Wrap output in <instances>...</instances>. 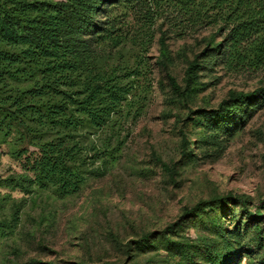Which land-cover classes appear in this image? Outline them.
I'll list each match as a JSON object with an SVG mask.
<instances>
[{
    "label": "trees",
    "instance_id": "16d2710c",
    "mask_svg": "<svg viewBox=\"0 0 264 264\" xmlns=\"http://www.w3.org/2000/svg\"><path fill=\"white\" fill-rule=\"evenodd\" d=\"M206 28L212 32L188 62L182 87L169 68L167 35ZM156 32V64L178 96L198 89L207 56L228 71L264 69V0H0V146L11 144L10 155L22 157L24 169L15 178L0 177V187L23 194L0 192V207L8 204L12 210L10 218L0 220L1 234L13 231L28 195H73L92 172L116 160L123 123L140 116L146 103L152 83L146 52ZM262 93L263 88L231 90L217 109L201 110L194 121L208 131L227 132L263 103ZM194 150L185 152L192 157ZM236 199L228 195L198 204L184 216L210 208V228L223 238L219 213ZM242 211L255 221L262 250L256 264H264L259 213L246 204ZM167 231L163 239L172 248L166 250L189 259L190 247L165 238ZM143 241L149 238L138 243ZM204 247L208 264L229 263L210 239Z\"/></svg>",
    "mask_w": 264,
    "mask_h": 264
},
{
    "label": "rangeland",
    "instance_id": "374dc122",
    "mask_svg": "<svg viewBox=\"0 0 264 264\" xmlns=\"http://www.w3.org/2000/svg\"><path fill=\"white\" fill-rule=\"evenodd\" d=\"M210 32L167 35L169 68L182 87L188 62ZM158 35L146 52L152 83L144 109L123 123L116 160L92 172L73 195H28L13 231L0 233V264H208L205 239L223 261L230 259L228 264H256L262 250L255 221L244 215L242 204L259 213L256 221L264 230V101L227 132L208 131L194 119L201 110L217 109L231 90L264 89V69L228 71L207 56L198 71V89L178 96L156 64ZM193 146L189 157L185 151ZM10 148L9 143L0 146L2 178L24 173L22 157H12ZM0 192L23 195L5 187ZM228 195L237 199L220 210L223 238L210 228V208L184 216L188 208ZM11 211L2 205L0 220L10 218ZM166 229L165 238L190 247L189 259L166 250ZM142 238L149 241L138 243Z\"/></svg>",
    "mask_w": 264,
    "mask_h": 264
}]
</instances>
